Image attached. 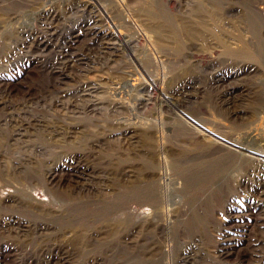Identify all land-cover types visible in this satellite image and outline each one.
Here are the masks:
<instances>
[{"label":"rangeland","instance_id":"rangeland-1","mask_svg":"<svg viewBox=\"0 0 264 264\" xmlns=\"http://www.w3.org/2000/svg\"><path fill=\"white\" fill-rule=\"evenodd\" d=\"M22 1L28 4L27 12L23 9L18 12V19L11 20L15 12L13 0H0V52L17 50L15 30L21 26L31 31L39 28L40 22L35 16L44 8L53 7L63 11L64 17L59 20L60 32H71L72 26H77L83 19L80 15L65 11L66 0ZM98 1L103 4L101 15L113 9L112 18L121 25V36L127 40L129 48L118 45L116 54L110 56L109 60L90 63L85 76L101 82L97 90L99 96H112L109 88L117 87L122 92L114 98L120 97L124 106L117 113L108 110L97 119L84 111L73 115L64 110H58L59 114L54 113L51 107L42 105L43 102H39L37 107L44 109L40 114L47 121L56 118L66 122L79 121L98 133L105 132L102 129L104 118L112 114L120 117V120L136 121L140 131L142 125L149 126L151 134L147 130L145 134L153 138L151 147L154 161L151 164L146 152L107 141L93 147L92 151L85 149L89 162H96L105 169L111 168L109 178L105 180L109 187L103 190L105 194L97 201L75 203L69 210H62L57 204L52 211L38 206L41 209L38 215L12 210L33 228H37L34 226L36 222L44 221L52 229H28L22 232V236H16L12 229H5L0 224V264H24L29 255L59 243H66L70 247L71 256L68 262L62 264H250L254 248L264 252V227L260 218L264 205L254 200L264 191V178L258 177L255 171L245 173L239 169L240 164L244 166L246 163L243 155L253 156L252 153L239 152L236 146L226 144L227 148L218 149L212 156L213 160L202 166L194 155L202 152L208 140L218 139L223 143L217 138L221 137L245 144L251 130L258 128L264 131V118L251 116L250 104L241 105L239 100L240 97L248 98L244 88L251 91L250 96H253L260 83L264 82L263 71L258 68L250 71L245 60H239L230 70V67L213 62L216 49L202 47L197 33L210 26L212 19L206 13H201V20H197L198 9L209 7L214 0H150L152 8L143 4L141 9L134 5L145 0ZM229 3L230 0H222L217 17L231 28L237 21L225 13ZM257 6L264 9L263 3ZM165 13L182 20L168 23L164 18ZM151 15H155L153 22ZM111 22L113 20H109ZM260 23L263 24L264 19ZM104 27L109 30L107 25ZM185 28L192 29L191 33ZM112 29L116 31L114 26ZM262 34L264 36V28ZM96 36L91 32L79 33L75 44L86 46L91 43L90 38ZM138 57L148 68L147 77L163 86L168 95L166 105L162 102V94L154 93L152 89L149 91L152 100L143 105L141 85L132 84L133 73L139 72ZM206 63H212L213 67H205ZM215 67L220 68L215 69L218 73ZM211 72L218 75L216 80L211 81ZM23 78L27 84L37 85L42 80V74L30 66ZM74 80L68 79L65 84L59 85H67L69 90ZM177 85L191 91L188 100L179 103L180 99L170 93ZM236 104L244 107L243 110L235 112ZM193 121L203 123L206 130L197 134L199 127ZM30 131L26 140L43 143L46 147L44 153H30L38 159L54 156L59 160L74 152V147L81 149L78 143L69 142L68 139L63 141L65 147L61 148L57 140L48 139L45 132L36 126ZM107 137L105 135V139ZM142 139L145 150L149 144L145 138ZM19 142L8 140V164H14L12 159L22 157V153L14 149ZM128 162L134 165L138 178L129 179L118 174V169ZM147 169L153 171V177L148 175L150 179L141 180ZM156 173H162L167 178H158ZM239 178L242 180L238 184ZM66 182L67 177L63 175L60 184L65 186ZM39 184L36 192L30 190L31 195L47 199L42 187L44 183ZM228 184L233 192L242 197L230 205L226 197H215ZM11 189L7 187V190ZM6 212L4 210L0 214ZM240 214L249 215L247 222L244 221L243 239L238 240L242 251L237 257L227 259L222 256L223 260L217 246L219 231L224 225L236 222V215ZM0 217L3 220L17 218L13 214ZM11 247L21 249L18 250L17 256L21 257L18 261L10 256ZM260 264H264V254Z\"/></svg>","mask_w":264,"mask_h":264},{"label":"bare ground","instance_id":"bare-ground-1","mask_svg":"<svg viewBox=\"0 0 264 264\" xmlns=\"http://www.w3.org/2000/svg\"><path fill=\"white\" fill-rule=\"evenodd\" d=\"M66 1L68 2L65 11H70L83 18L77 26H72L73 30L71 32L69 30L59 31V20L64 17L62 10L53 7L44 8L38 11L35 16V19L40 22L39 28L31 31L29 28L19 27L15 30L16 35L14 37L17 50L0 52V213L4 210L7 211L0 214V216L11 214L17 216L16 219L9 217L8 220H3L0 217V224L5 229H12L16 236H22V232L28 229H52V227H48L49 223L45 224L44 221H41L35 223L34 226L37 228H33L26 220L18 217L17 213L11 212L12 210L22 214L38 215L41 210L38 206L52 211L56 204L62 210H69L75 203L84 204L97 201L105 194L103 190L109 188L105 184V180L109 178L111 168L105 169L96 162L88 161L86 152L92 151L93 147H99L106 141L123 144L132 147L135 151L146 152L147 159H151V164L154 161V152L151 147L153 138L150 136V127L142 125L140 131L139 123L134 120H120V117L114 116L115 114L107 115L104 118V127H102L105 132L98 133L96 129L92 130L88 126L79 123V121L66 122L58 118L47 121L41 116L40 113L44 109L37 107L39 102H43L42 105L51 107L54 113L59 114L58 110H64L67 114L73 115L84 111L96 119L103 116L102 114L107 113L108 110L117 113L119 108L124 106L120 97L114 98L116 94L120 96L122 92L117 87L111 86L109 88L108 92L112 96H99L97 90L100 89L101 82L85 76L90 63L109 60L110 56L116 54L118 45L121 48H129L127 40H124L121 36V25L117 24L112 18L113 9H108V14L101 15L103 4L98 0ZM221 3L222 0H214L209 7L202 6L198 9L200 13L196 17L197 20H201V13H206L212 19L210 26H205L202 32L197 33L202 47L209 50L216 49L217 53L213 62L225 65V68L230 67L231 70L239 60H245L248 63L246 67L250 71L258 68L264 73V36H262L264 23H260L264 19V9L262 6H257V4L262 3L264 5V0H230L225 13L235 17L237 21L231 28L229 24L221 22L220 18L217 17V10L220 9ZM143 4L152 8L150 0L138 2L134 6L141 9ZM13 6L15 12L11 15V20L18 19V12L23 9L26 12L28 10V4L25 5L22 0H13ZM150 17H152L153 22L155 15ZM164 18L168 23H176V21L182 20L168 13H165ZM109 20H113L112 25ZM198 24L202 25L200 22ZM104 25H107L109 30H106ZM112 26L116 28V31L112 29ZM185 29L188 33H191L190 30L192 29ZM72 32L76 33L72 34ZM77 32L78 34L91 32L98 36H96L97 38L91 37L90 44L78 46L75 44V38L78 36ZM143 34L147 37L145 32ZM208 41L210 42L207 43ZM190 53L191 51H189ZM195 54L196 57L199 56L196 52ZM138 63L140 73H137L140 75L133 73L132 80L134 82L132 84L141 85L140 98L144 101L143 105H146L150 99L152 100L153 96L149 95L150 89L154 93L162 94V102L166 105L168 95L165 94L163 86L147 77L149 75L147 73L148 68L143 65L144 62L141 57H138ZM30 66H34L42 74V80L39 84L36 82L37 85L33 84L34 86L23 81L25 72ZM204 66L211 68L213 64L206 63ZM215 69L220 68L215 67ZM215 72L218 73L219 71L215 70ZM72 78L75 80L69 90L67 85H59V83L65 84L68 79ZM217 78L218 75L211 72V81ZM13 89H15V92H13ZM244 90L246 95L248 94V98L246 100L240 97V104H250L251 116L256 117L259 115L264 118V82L260 83V87L256 89V92H253V96H250L251 91H247V88H244ZM170 93L180 99L179 103L191 97V91L182 88L180 85H177ZM138 105L139 103L136 104V106ZM243 108L236 104L235 112H240ZM35 111L38 113L36 114ZM193 122L199 127L197 134L201 130H206L203 123ZM35 126L41 128L48 139L57 140L61 148L65 147L63 141L68 139L69 142L78 143L81 149L74 147V152L62 156L59 160H56L57 157L54 156H43L38 159L30 153L32 151L44 153L46 150L45 145L26 140V137L31 133L30 130ZM146 130L149 131V135L145 134ZM105 135L108 136L106 139ZM142 137L149 144L145 150ZM99 138L103 140L101 141ZM217 138L223 140V143L218 139L208 140L207 146L201 149L202 152L194 155L198 159V164L202 166L204 163L212 161V156L218 149L227 148L226 144H231L236 146L239 152L249 151L253 155L244 153L243 159L246 163H244V166L240 164L239 169H242L245 173L248 170L255 171L258 177L264 178V131L261 132L258 128L251 130L249 140L245 144H237L231 139ZM9 139L12 140V143L20 141L16 144L18 147L14 149L21 152L22 157L12 159L11 161H14V164H8L6 161ZM29 147L30 149L27 150ZM88 148H90L88 151H84ZM210 168H215V166ZM118 174L129 179L138 178L136 169L131 162L119 168ZM63 175L67 177L65 186L60 184ZM148 175L153 177V171L150 169L145 170L141 180L150 179ZM156 176L167 178L162 173H158V175L156 173ZM241 180L242 178L238 179V184ZM40 182L44 183L42 187L47 199L36 198L30 193V190L36 192L37 186L41 185ZM7 187L12 189L7 190ZM3 189L5 190L3 191ZM215 197L217 199L226 197L230 205L234 204L240 196L233 192L232 186L228 184L226 187L221 188ZM240 198L242 199V197ZM254 200L264 205V191ZM254 204L257 203L254 202ZM237 216L236 222L231 223L233 221L231 220V224L224 225L222 230L219 231L217 246L221 258L222 256L228 257L227 259L231 256L237 257L242 251V248L238 245V240L243 239L242 236L245 233L243 230L246 225L245 222H247L246 217L249 215L240 214ZM260 218L263 219L262 226L264 227V208H261ZM69 249L70 247L66 243L51 245L47 250L40 249L37 253L29 255L24 260V264H62L68 262L71 256ZM254 249L253 261L250 264H260L264 252L258 250L257 247ZM18 250L21 249L13 248L11 251L9 250L13 260L16 258V261H18L21 258L17 256Z\"/></svg>","mask_w":264,"mask_h":264}]
</instances>
